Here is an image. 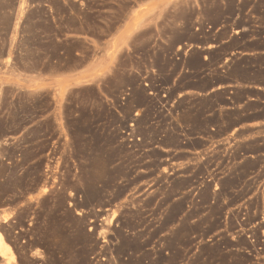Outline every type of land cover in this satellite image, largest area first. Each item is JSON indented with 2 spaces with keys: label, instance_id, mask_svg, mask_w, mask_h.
Returning a JSON list of instances; mask_svg holds the SVG:
<instances>
[{
  "label": "rangeland",
  "instance_id": "obj_1",
  "mask_svg": "<svg viewBox=\"0 0 264 264\" xmlns=\"http://www.w3.org/2000/svg\"><path fill=\"white\" fill-rule=\"evenodd\" d=\"M18 3L16 20L0 16V63L9 52L0 68V232L13 255L0 253V264H264V155L240 160L264 146L205 150L203 139H190L213 121L203 117L208 99H175L181 84L152 99L141 87L133 94L125 80L137 76L119 69L102 86L23 79L83 64L85 35L113 37L129 20L131 53L144 54L149 33H133L140 14H158L159 27L177 14L183 25L169 28V43L158 37L163 52L189 36L196 14L214 24L229 15L249 29L228 49L264 34V0H0V9ZM234 115L218 134L241 119Z\"/></svg>",
  "mask_w": 264,
  "mask_h": 264
},
{
  "label": "crops",
  "instance_id": "obj_2",
  "mask_svg": "<svg viewBox=\"0 0 264 264\" xmlns=\"http://www.w3.org/2000/svg\"><path fill=\"white\" fill-rule=\"evenodd\" d=\"M41 5L39 2H30V6ZM19 3L13 10L0 9V16L14 14V19L18 17ZM26 11L24 14H27ZM71 13V12H70ZM46 14L51 16L52 20L57 19V14L49 11ZM143 18L140 28L135 30L137 34L149 33V46L145 53L138 52L132 54L130 31L134 29V22L129 20L121 26L113 37L107 39H96L90 37L86 39V46L90 49L86 53L83 64L72 66L68 69L54 68L48 71H37L34 73H23L24 81L30 83L36 81L39 83H52L55 85H65L67 83H76L82 81L86 84L105 83L104 77L119 69V72L129 76L136 75L135 83L129 85L125 80V88L132 89V93L137 87H141L147 98L159 94L162 96L171 88L181 84L183 86L176 92L175 99L185 96H196L197 98H206L210 101L211 107L203 114L209 121L206 125V131L189 136L190 139H203L205 150L213 148L218 144H225L231 147L255 145L264 146V34L261 36L244 39L239 44L224 48L231 43L236 36L246 32L248 27H238L237 19L229 20V15L221 17L217 24L203 22L205 14H196L194 17L193 28L189 36L177 43L176 47L163 52L159 49V35L162 36L165 43L170 41L169 28L182 26L177 14H165V24L160 25L158 14H140ZM173 21V22H172ZM233 26L230 28V26ZM226 30V31H225ZM226 32V36L219 38L220 32ZM54 40H63L71 36L85 37L84 34L65 33L63 37L58 33L53 34ZM261 39L262 45L254 46L255 40ZM130 46V47H129ZM112 48L117 50L114 55H110ZM62 49L61 53L64 54ZM221 53L220 58L216 56ZM77 55H83L79 50H75ZM170 60L169 64L160 66L157 63L158 57ZM9 58V52L2 57L0 68L4 69ZM112 58L120 60L128 58H137L135 64H126L112 62ZM143 59V61H141ZM251 59V60H248ZM53 64L56 59L53 58ZM178 65L176 72L171 79L164 81V76L172 73L173 65ZM56 66V65H55ZM102 72V74H99ZM188 76L186 80L183 77ZM163 78V79H162ZM185 82L189 84H185ZM131 83V82H130ZM145 84L152 85L154 88H148ZM98 85V86H99ZM159 87V90L156 87ZM102 88V87H101ZM103 89V88H102ZM104 91V89H103ZM153 93V94H151ZM154 95V96H155ZM221 95V96H219ZM123 96V95H122ZM221 97V98H219ZM233 112L234 117H240L228 129L222 131L227 123V114ZM213 117V118H211ZM186 129L188 127L186 126ZM216 132V135L214 133ZM203 149V150H204ZM240 160L247 157L264 155V150L251 152L242 150ZM196 193V192H195ZM161 247L157 246V250Z\"/></svg>",
  "mask_w": 264,
  "mask_h": 264
},
{
  "label": "bare ground",
  "instance_id": "obj_3",
  "mask_svg": "<svg viewBox=\"0 0 264 264\" xmlns=\"http://www.w3.org/2000/svg\"><path fill=\"white\" fill-rule=\"evenodd\" d=\"M11 250H12L11 246L5 241L2 233L0 232V253L4 255L7 254V256L9 255L10 258L12 259L13 255H11Z\"/></svg>",
  "mask_w": 264,
  "mask_h": 264
},
{
  "label": "built area",
  "instance_id": "obj_4",
  "mask_svg": "<svg viewBox=\"0 0 264 264\" xmlns=\"http://www.w3.org/2000/svg\"><path fill=\"white\" fill-rule=\"evenodd\" d=\"M127 94H128V92H127ZM125 96V95H124ZM132 127V126H131Z\"/></svg>",
  "mask_w": 264,
  "mask_h": 264
}]
</instances>
